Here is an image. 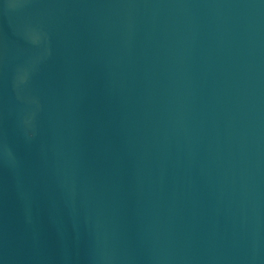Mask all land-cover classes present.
I'll use <instances>...</instances> for the list:
<instances>
[{
    "label": "water",
    "instance_id": "95a60500",
    "mask_svg": "<svg viewBox=\"0 0 264 264\" xmlns=\"http://www.w3.org/2000/svg\"><path fill=\"white\" fill-rule=\"evenodd\" d=\"M0 264H264V0H0Z\"/></svg>",
    "mask_w": 264,
    "mask_h": 264
}]
</instances>
